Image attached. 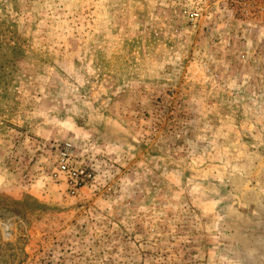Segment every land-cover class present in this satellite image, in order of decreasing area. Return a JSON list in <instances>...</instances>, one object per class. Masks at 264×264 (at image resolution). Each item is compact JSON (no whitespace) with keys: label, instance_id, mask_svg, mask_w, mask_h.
<instances>
[{"label":"rangeland","instance_id":"374dc122","mask_svg":"<svg viewBox=\"0 0 264 264\" xmlns=\"http://www.w3.org/2000/svg\"><path fill=\"white\" fill-rule=\"evenodd\" d=\"M243 8L0 0V264H264V1ZM64 143L94 174L76 196Z\"/></svg>","mask_w":264,"mask_h":264},{"label":"built area","instance_id":"2783aa9c","mask_svg":"<svg viewBox=\"0 0 264 264\" xmlns=\"http://www.w3.org/2000/svg\"><path fill=\"white\" fill-rule=\"evenodd\" d=\"M261 1L264 0H202L205 9L190 12V19L192 22H197L203 19L202 14H209L221 8H241L240 11L243 14L245 10L243 6ZM75 154L74 146L71 143L62 144L58 150L57 167L53 174L55 179L65 181L70 196H76L94 179L91 169L77 164Z\"/></svg>","mask_w":264,"mask_h":264},{"label":"trees","instance_id":"16d2710c","mask_svg":"<svg viewBox=\"0 0 264 264\" xmlns=\"http://www.w3.org/2000/svg\"><path fill=\"white\" fill-rule=\"evenodd\" d=\"M14 205H18V204H14Z\"/></svg>","mask_w":264,"mask_h":264}]
</instances>
